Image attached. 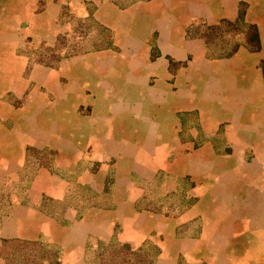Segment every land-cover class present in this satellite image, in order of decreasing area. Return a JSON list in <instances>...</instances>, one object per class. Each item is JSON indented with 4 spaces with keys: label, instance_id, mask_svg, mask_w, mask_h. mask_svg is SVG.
Instances as JSON below:
<instances>
[{
    "label": "crops",
    "instance_id": "1",
    "mask_svg": "<svg viewBox=\"0 0 264 264\" xmlns=\"http://www.w3.org/2000/svg\"><path fill=\"white\" fill-rule=\"evenodd\" d=\"M241 11L259 49L211 35ZM90 17L107 42L33 56ZM262 61L264 0H0V264L113 237L153 240L154 264H264Z\"/></svg>",
    "mask_w": 264,
    "mask_h": 264
},
{
    "label": "rangeland",
    "instance_id": "2",
    "mask_svg": "<svg viewBox=\"0 0 264 264\" xmlns=\"http://www.w3.org/2000/svg\"><path fill=\"white\" fill-rule=\"evenodd\" d=\"M75 28L78 29L76 34H72L71 36L60 37L58 45L53 49H50L47 44L43 43L40 48L34 52L33 56L42 62H55L56 56L65 55L63 52L76 50L77 48H91L94 46H98L104 42H107V38L109 37L108 32L105 33L102 31L101 26L98 22L90 17L85 22L76 21L75 20ZM103 33V34H102ZM242 33L248 36V30L245 31L244 26H231L228 24H222L215 29H211L212 36H218L223 41L228 40V47L231 49L237 37L242 38ZM101 34V36H99ZM220 35V36H219ZM59 52V53H58ZM58 53V54H57ZM153 240H148L143 243L140 247H132V249L141 248L144 251L151 252L152 254L156 252L157 245H153ZM151 242V243H150ZM122 243L118 241L115 237H113L109 241L100 240L97 246H92V244L88 245L87 255L85 257V261L80 264H100V256L99 254L104 251L107 252L105 254H111L114 247V244ZM17 245L13 246V249L16 247V253H12L9 250V258L10 264H49L48 261H51L52 264H63L60 260L61 257V249L57 248L54 245L47 244L45 242H37V243H16ZM123 244V243H122ZM130 244V243H128ZM56 257H58V261H56ZM48 262V263H46ZM78 264V263H73Z\"/></svg>",
    "mask_w": 264,
    "mask_h": 264
},
{
    "label": "trees",
    "instance_id": "3",
    "mask_svg": "<svg viewBox=\"0 0 264 264\" xmlns=\"http://www.w3.org/2000/svg\"><path fill=\"white\" fill-rule=\"evenodd\" d=\"M244 20V13L243 11L240 12V16L236 22H230V21H225L226 24L231 25V26H237L241 23H243ZM217 25L213 26L214 28ZM248 32L251 33L250 35V40L254 41L257 43V46H255V49H259V36L257 33V29L255 26L251 25L248 26ZM262 66L264 67V61L261 62ZM131 244L128 243H118L114 244V247L111 254H105L104 251H102L99 256H100V264H154L155 258L158 255V249L156 250L155 253H151L150 251H144L141 248L137 249H132L130 246Z\"/></svg>",
    "mask_w": 264,
    "mask_h": 264
}]
</instances>
